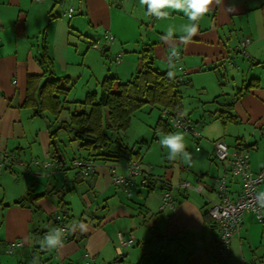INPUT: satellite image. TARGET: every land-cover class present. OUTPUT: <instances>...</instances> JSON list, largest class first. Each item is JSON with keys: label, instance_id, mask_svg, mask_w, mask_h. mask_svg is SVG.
I'll return each instance as SVG.
<instances>
[{"label": "crops", "instance_id": "crops-1", "mask_svg": "<svg viewBox=\"0 0 264 264\" xmlns=\"http://www.w3.org/2000/svg\"><path fill=\"white\" fill-rule=\"evenodd\" d=\"M179 2L153 9L142 0H0V152L39 163L25 167L17 184L5 183L0 175V264H219L216 225L204 215L210 203L218 200L206 195L203 187L212 192L211 179L229 174L228 194L232 200L238 197L241 179L231 177L229 158L227 164L223 160L214 164L213 176L199 173L194 182L182 178L179 167L177 186L163 179L166 173H154L137 159L145 173L133 177L134 185L126 189L112 183V170L126 175V163L133 157L97 161L90 177L78 184L80 193L75 197L67 190L75 172H59L51 157L47 118L23 107L28 78L43 73L36 57L43 31L53 76L66 77L69 90L61 97L69 110L87 93L97 91L106 76L123 82L130 79L140 69L141 57L147 55L153 70H169L177 76L181 92L192 85L191 74L213 75L217 90L230 84L232 97L239 93L238 99L231 97V103L210 108L200 129L214 126L208 122L219 121V113L229 107L231 137L244 143L250 171L264 172V0H213L197 19L186 5L177 8ZM69 8L73 9L70 17ZM245 38L249 44L242 47ZM111 60L116 62L115 70L107 64ZM185 112L182 103L183 124L187 121L190 126ZM67 115L61 113L59 120ZM161 116L169 123L176 121L174 115ZM219 123L223 127L228 122ZM195 132L200 140L202 132ZM208 132L209 128L205 144L210 162L219 160L216 142L224 143L229 155L236 151V142L229 144L218 132L215 136ZM56 138L69 150L64 133L59 131ZM149 175L156 180L150 187L142 183ZM183 182L190 186L184 188ZM54 187L58 192L51 190ZM26 190L45 195L25 207L12 204ZM163 191L172 196L171 209H160ZM256 193L264 196V179ZM62 203L67 205L63 208ZM62 210L69 240L58 244L54 218ZM262 213V222L251 213L243 215L240 230L230 240L231 264H264ZM34 228L45 236L32 233ZM120 237L131 245L119 246ZM9 242L21 244L12 252L14 262L3 258L9 253Z\"/></svg>", "mask_w": 264, "mask_h": 264}, {"label": "trees", "instance_id": "trees-1", "mask_svg": "<svg viewBox=\"0 0 264 264\" xmlns=\"http://www.w3.org/2000/svg\"><path fill=\"white\" fill-rule=\"evenodd\" d=\"M52 17L53 15H50L49 19ZM36 54V57L43 68V73L40 76L28 78L26 97L23 107L30 108L32 110V115L34 116L47 118L49 136L52 140H54L56 147L58 148V152L61 154L60 159L57 157L54 147L51 144L53 149V154L51 156L52 159L57 162V168L60 170L59 172L63 174H66L68 171L75 172V179L72 182L73 185L67 189L68 192L74 191L78 188L77 186L79 183L90 177L97 161L104 163L108 162V160L111 162H117L121 155L132 157L131 153H133V151L120 138V133L129 129L132 116L136 112L140 111L144 105L160 108L162 113H169V116L174 115L176 122L181 125L183 124L184 120L183 117H181L182 95L179 90L181 81H179L177 76L173 75V73L169 70L162 73L153 70L150 67L151 59L147 55L141 57V67L130 79L123 82L117 77L106 76L100 83L97 91L87 93L84 100L74 102L76 107L69 110L66 106L67 100L61 97L65 96L69 90L66 86V77L61 79L53 76L55 75L53 71V61L47 51L46 36L44 31L42 32L38 44L36 45ZM238 94L239 93L235 94V99H238ZM225 107L226 108H224L217 116V119L222 124H226L229 121L231 122V114L227 111L229 107ZM47 113L51 115L52 118H48V116H46ZM61 113L68 115L65 119L59 120ZM176 116L180 117L176 118ZM54 123H59V126L56 127ZM178 127L181 126L178 125ZM181 128L189 133L195 131L191 126L186 125L185 122ZM154 129L155 131L165 134L172 131L169 121L164 119L162 116H160L156 121ZM59 131L65 134L67 141H74L73 143L76 144L78 150L84 151V156L80 155L78 157H73L68 161V168H65L67 167L65 165L67 160L62 154V145L60 146V143L63 144V141L56 138ZM241 145L243 147H241ZM244 147V143L237 140L235 145L237 153L243 152ZM244 152H247V150H244ZM0 154L6 155L0 160V169L2 165H4V162L11 165L15 164L21 170L28 167L30 163L34 165L39 164L35 159H32L30 163L25 162L17 154L10 151H2ZM131 161L138 160L135 158L129 159L126 164L128 165ZM44 165H49V162H44ZM156 179L159 180L161 178L157 177ZM212 179L210 181L211 188L209 189L215 190V188L211 185ZM144 180L145 185L148 187L156 181L152 175L146 176ZM65 182H67V179ZM203 188L206 189L205 187ZM226 189L228 191V184ZM51 190H53V192H58L55 187ZM241 191L242 184L240 192ZM44 195L45 194L36 195L31 190H26L25 194L16 199L12 204L25 207L29 204V202L34 203L38 197ZM60 202L61 200H59V203ZM66 205L67 203H62L61 207L64 208ZM211 206L212 203H210V206L206 209L204 214L205 217H208L207 220L210 218V221L212 219L207 212ZM171 207H173V202H170V205L166 208L171 209ZM263 210L264 207H262L261 210V220L257 219L255 213H249L253 214L259 222H262ZM62 211V214L60 213L54 218V231L58 238V244L69 240L67 221L64 219L66 212H64V210ZM62 215L65 216L63 217ZM241 224L242 220L240 222V227ZM60 227L65 229V239L59 235ZM240 227L233 233V235L238 233ZM32 230V233L37 232L42 236H45L46 234H44V231L41 229L34 228ZM11 243L13 242H9L7 245V251L9 253H12L16 248H18V246H16L10 249L9 246ZM216 258L219 261L218 263L221 264V260L218 256Z\"/></svg>", "mask_w": 264, "mask_h": 264}, {"label": "rangeland", "instance_id": "rangeland-1", "mask_svg": "<svg viewBox=\"0 0 264 264\" xmlns=\"http://www.w3.org/2000/svg\"><path fill=\"white\" fill-rule=\"evenodd\" d=\"M115 63V60L107 62L108 65L113 64L114 70ZM105 69L107 70V68ZM190 76L191 79H193L192 85L186 86L182 91V103L186 110L184 118L189 119L190 126H193L195 130L199 129V131L202 132V138L200 140H197L198 138L194 137L191 133L187 131L184 132L181 127H178L176 121L170 122L172 128L171 132L165 134L155 131V123L161 116L160 114H162V111L160 108L151 107L149 105H144L140 111L136 112L132 116L129 129L120 133V138L130 147V149H132L133 153H131V156L133 158L138 159L141 165L148 170L151 168L154 173L161 174L162 176L166 173L165 178H162L167 179L168 181L171 180L170 182L174 186H177L180 180L179 167L183 169L181 172L182 178L188 179L190 182H194L195 177L199 173H207L210 176L214 175V164L220 161V159L210 162L207 158V148L205 143L210 139L206 136L208 128V134L212 133L213 136H215V132H218L219 137H223L227 143L229 142V144H231V142H233L234 144L236 142L233 137H231V122H228L222 127L219 121L212 120L211 122H208V124L212 123L214 126L200 129V125H203V121H207V111L210 108H215L219 104H223L224 101L227 104L231 103V97L233 96L231 85L225 84V88L217 90L214 84L213 75L191 74ZM230 76L231 75L228 74L229 78ZM184 87L185 86H182V89ZM195 121H197L198 124L195 123ZM185 122L186 125L189 124V122ZM241 126L242 128L244 127V125ZM174 137H179L178 142L183 145L182 150L174 152L171 148L162 143L163 141ZM73 142L74 141L72 140L66 142L69 150L64 149V146L62 145V154L66 158L67 163L73 157H78L80 155L84 156V151L78 150L76 144ZM125 156L121 155L118 160L125 161ZM23 160L28 163L31 161L30 159ZM227 161L228 160L225 159L223 160V163L227 164ZM67 163L66 168H68ZM13 165L4 162V165H2L0 169V175L3 173L5 183L13 181L14 184H17L21 175L25 174L24 171L27 170L26 168L21 170L17 165ZM229 177L228 174L226 178L229 179ZM79 189L80 187L76 188V191H73V196L78 197L77 195L80 193ZM172 189L174 191L175 188ZM207 189L208 188L205 189V194H210L211 196H208H210L212 200H218L216 190L210 192ZM68 195L69 193H66V196ZM14 255V253H6L3 258L14 262Z\"/></svg>", "mask_w": 264, "mask_h": 264}, {"label": "built area", "instance_id": "built-area-1", "mask_svg": "<svg viewBox=\"0 0 264 264\" xmlns=\"http://www.w3.org/2000/svg\"><path fill=\"white\" fill-rule=\"evenodd\" d=\"M122 1V0H119ZM146 6L152 8L150 4L146 3ZM73 9L69 8L67 11L68 16H72ZM111 40V37L109 41ZM249 44V39L245 38L241 42V46L244 47ZM163 116L170 117L169 113L163 112ZM179 126L182 127L180 123ZM193 136L198 137V133L192 131ZM215 155L220 160L230 159V175L232 177H239L242 180V191L239 193L235 200H232L226 189L227 178L226 176H217L212 179L211 185L215 188L218 201L212 202L211 208L208 210L207 214L211 217L216 225V254L221 260V264H231L230 263V240L233 233L236 232L240 227V222L242 216L245 213L253 212L256 214L258 220H261V210L264 207V196H258L256 194L257 186L264 179V172L253 174L249 168V158L247 153L237 151L233 152L231 155L227 152V147L224 143L216 142L214 146ZM6 155L0 154V160ZM126 175H116L112 170L111 181L114 185L121 188H128L133 186V177L145 173L140 167L138 161H131L126 166ZM149 173V172H148ZM147 173V174H148ZM163 182V181H161ZM145 183V180H142ZM183 187L188 188L189 183L185 182L182 184ZM201 191V187L196 188ZM162 205L161 210L165 209L170 205L172 196L170 192H162ZM65 229L60 227L59 235L64 238ZM131 245L130 240H123L122 237L119 238V246L128 247ZM16 246H21L20 243H11L9 248H14ZM242 264V263H241Z\"/></svg>", "mask_w": 264, "mask_h": 264}, {"label": "clouds", "instance_id": "clouds-1", "mask_svg": "<svg viewBox=\"0 0 264 264\" xmlns=\"http://www.w3.org/2000/svg\"><path fill=\"white\" fill-rule=\"evenodd\" d=\"M143 3H148L153 9L163 7L169 3H173L174 0H142ZM213 0H182V2L176 3L177 8H183L185 5L190 9V15L192 18L197 19L198 16L206 13L208 5L212 4ZM179 137L169 138L162 143L174 152L180 151L183 148V145L178 142Z\"/></svg>", "mask_w": 264, "mask_h": 264}, {"label": "water", "instance_id": "water-1", "mask_svg": "<svg viewBox=\"0 0 264 264\" xmlns=\"http://www.w3.org/2000/svg\"><path fill=\"white\" fill-rule=\"evenodd\" d=\"M51 144H52L53 147H54V151H55V153L57 154V157L61 159V154H59V152H58V148L56 147V144H55L54 140H51Z\"/></svg>", "mask_w": 264, "mask_h": 264}]
</instances>
